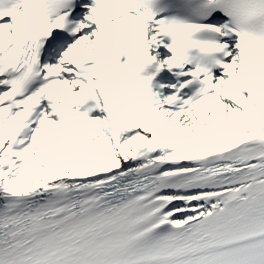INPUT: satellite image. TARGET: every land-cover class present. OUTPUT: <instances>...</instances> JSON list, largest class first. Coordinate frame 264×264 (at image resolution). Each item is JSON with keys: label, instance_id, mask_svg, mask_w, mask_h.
<instances>
[{"label": "snow or ice", "instance_id": "snow-or-ice-1", "mask_svg": "<svg viewBox=\"0 0 264 264\" xmlns=\"http://www.w3.org/2000/svg\"><path fill=\"white\" fill-rule=\"evenodd\" d=\"M0 264H264V0H0Z\"/></svg>", "mask_w": 264, "mask_h": 264}]
</instances>
